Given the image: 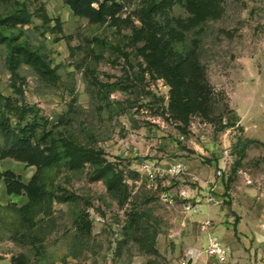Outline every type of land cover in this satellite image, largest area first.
<instances>
[{
  "label": "rangeland",
  "instance_id": "374dc122",
  "mask_svg": "<svg viewBox=\"0 0 264 264\" xmlns=\"http://www.w3.org/2000/svg\"><path fill=\"white\" fill-rule=\"evenodd\" d=\"M160 1L126 0L116 21L91 23L63 0H0V18L30 14L27 24L0 25L7 38L0 91L19 97L6 62L10 45L27 47L51 69L55 77L18 56L32 140L59 157L41 168L30 194L9 195L1 182L0 264L20 255L26 264H175L210 235L230 246L232 232L240 251L248 247L244 264H264V0H222L218 15L204 19L175 0L166 17H154L167 57L187 62L194 97L184 119L138 33L142 11ZM64 141L98 150L100 159L76 166ZM145 160L186 168L150 182L140 171ZM102 167L106 174L94 178ZM5 170L28 182L37 167L6 157ZM219 178L217 196L211 188ZM183 188L198 189V197L181 196Z\"/></svg>",
  "mask_w": 264,
  "mask_h": 264
},
{
  "label": "trees",
  "instance_id": "16d2710c",
  "mask_svg": "<svg viewBox=\"0 0 264 264\" xmlns=\"http://www.w3.org/2000/svg\"><path fill=\"white\" fill-rule=\"evenodd\" d=\"M71 8L75 16L83 17L91 23H104L108 20L116 21L117 15L123 10L126 0H63ZM195 17L207 18L216 17L220 9L222 0H181ZM175 0H163L153 3L148 9L142 11L139 17L141 27L138 33L144 41L143 52L148 64L156 69L157 72L171 85L172 101L171 106H180L179 118L184 119L189 108L192 107L193 94L190 93L192 84L190 80L185 79L184 69L187 62H173L167 57L166 46L160 33V23L156 22L154 17L161 14L166 17V9L174 4ZM43 18L44 15L41 13ZM30 20V14L24 9L0 18V25L27 24ZM58 21L57 25L58 26ZM60 27V26H59ZM7 38L0 34V42ZM10 51L7 56V65L11 71V86L14 92L19 96L17 98L5 96L0 91V159L11 157L16 160L35 165L36 174L30 181L25 182L20 174L11 170L0 171V184L4 183L7 194L21 195L30 194V191L37 190L38 174L43 166L58 162L59 157L52 148H45L35 143L32 138L36 130L35 124L27 121L31 108L24 103V92L17 83L19 78L16 72L18 56L30 65L36 66L42 70V74L47 77H55L49 67L43 63L34 52L21 45H10ZM199 102H195L198 105ZM12 117L16 118L13 124ZM65 153L70 157L74 165L78 166L88 160H99L100 152L90 147H84L72 141H64ZM107 172L106 167H102L95 172L94 178L99 179ZM40 194V193H39ZM12 264H26L24 256L13 260Z\"/></svg>",
  "mask_w": 264,
  "mask_h": 264
},
{
  "label": "built area",
  "instance_id": "2783aa9c",
  "mask_svg": "<svg viewBox=\"0 0 264 264\" xmlns=\"http://www.w3.org/2000/svg\"><path fill=\"white\" fill-rule=\"evenodd\" d=\"M183 162H176L167 169H162L156 163L145 160L140 164V171L150 182H155L157 178L166 176L176 177L185 171ZM221 170L217 171V175L221 176ZM164 201H169L166 194L162 195ZM215 198L209 195L208 201L212 202ZM186 211H193L191 205L185 206ZM206 227V225L204 226ZM230 251L223 241L217 236L210 235L205 245L199 249L188 250L182 257L177 259L175 264H224L229 258Z\"/></svg>",
  "mask_w": 264,
  "mask_h": 264
},
{
  "label": "crops",
  "instance_id": "0c3cea01",
  "mask_svg": "<svg viewBox=\"0 0 264 264\" xmlns=\"http://www.w3.org/2000/svg\"><path fill=\"white\" fill-rule=\"evenodd\" d=\"M187 163V162H186ZM190 166V164L188 163V167ZM221 179L219 178V179H217V181L215 182V184H214V186H213V188H211V190H213V192L215 193V195H219V194H222V192L224 191V187H223V184L221 183V181H220ZM198 190V189H197ZM196 189H190V188H183V189H180V191H178V193L181 195V196H184V197H189V196H191V197H194V196H196V197H198V191H197ZM196 201H198V200H196ZM236 226V225H235ZM236 229H238L239 231L241 230L240 229V227L237 225L236 226ZM219 232H222V230L220 229L219 230ZM227 235V234H226ZM229 236V242H231L230 243V246H227L226 245V243H225V245L228 247V249L230 248L231 249V251H232V260H231V262L230 263H228V264H237L238 262H240V263H245L246 261H248L250 258L248 257V251H246V249L248 248V247H246V246H242L241 247V251H240V249L237 247V246H235L234 244H233V242H232V238H234L233 236H234V233L232 232V235L231 234H229V235H227V237ZM206 243V242H205ZM205 243H204V245H205ZM204 245H202V246H204ZM201 246V247H202ZM229 249V250H230ZM247 255V256H246ZM240 260V261H239ZM239 264V263H238Z\"/></svg>",
  "mask_w": 264,
  "mask_h": 264
}]
</instances>
